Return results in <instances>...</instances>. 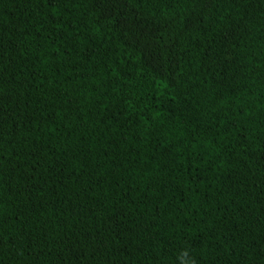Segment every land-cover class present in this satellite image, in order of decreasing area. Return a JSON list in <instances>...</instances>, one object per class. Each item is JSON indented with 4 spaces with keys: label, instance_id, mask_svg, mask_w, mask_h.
Returning <instances> with one entry per match:
<instances>
[{
    "label": "trees",
    "instance_id": "1",
    "mask_svg": "<svg viewBox=\"0 0 264 264\" xmlns=\"http://www.w3.org/2000/svg\"><path fill=\"white\" fill-rule=\"evenodd\" d=\"M184 253L264 264V0H0V264Z\"/></svg>",
    "mask_w": 264,
    "mask_h": 264
},
{
    "label": "snow or ice",
    "instance_id": "2",
    "mask_svg": "<svg viewBox=\"0 0 264 264\" xmlns=\"http://www.w3.org/2000/svg\"><path fill=\"white\" fill-rule=\"evenodd\" d=\"M49 2H52V3H61L62 0H49ZM109 2L112 4L113 7H116L120 3V0H109ZM180 35H182V33H180Z\"/></svg>",
    "mask_w": 264,
    "mask_h": 264
},
{
    "label": "clouds",
    "instance_id": "3",
    "mask_svg": "<svg viewBox=\"0 0 264 264\" xmlns=\"http://www.w3.org/2000/svg\"><path fill=\"white\" fill-rule=\"evenodd\" d=\"M178 259H181V264H187L189 258L187 257V253H184L183 258L178 257Z\"/></svg>",
    "mask_w": 264,
    "mask_h": 264
}]
</instances>
